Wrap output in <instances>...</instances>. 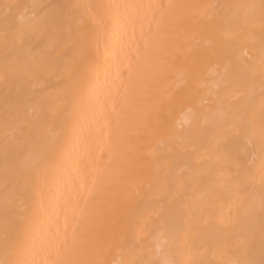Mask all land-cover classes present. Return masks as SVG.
Returning <instances> with one entry per match:
<instances>
[{
	"label": "bare ground",
	"instance_id": "obj_1",
	"mask_svg": "<svg viewBox=\"0 0 264 264\" xmlns=\"http://www.w3.org/2000/svg\"><path fill=\"white\" fill-rule=\"evenodd\" d=\"M0 264H264V0H0Z\"/></svg>",
	"mask_w": 264,
	"mask_h": 264
}]
</instances>
